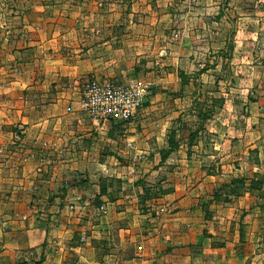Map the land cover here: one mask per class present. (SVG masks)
I'll return each instance as SVG.
<instances>
[{
  "label": "crops",
  "instance_id": "0c3cea01",
  "mask_svg": "<svg viewBox=\"0 0 264 264\" xmlns=\"http://www.w3.org/2000/svg\"><path fill=\"white\" fill-rule=\"evenodd\" d=\"M92 78L151 92L95 121ZM0 264H264V0H0Z\"/></svg>",
  "mask_w": 264,
  "mask_h": 264
},
{
  "label": "built area",
  "instance_id": "2783aa9c",
  "mask_svg": "<svg viewBox=\"0 0 264 264\" xmlns=\"http://www.w3.org/2000/svg\"><path fill=\"white\" fill-rule=\"evenodd\" d=\"M150 92V85L138 80L120 84L92 78L81 84L86 114L95 121L117 124L134 121Z\"/></svg>",
  "mask_w": 264,
  "mask_h": 264
},
{
  "label": "rangeland",
  "instance_id": "374dc122",
  "mask_svg": "<svg viewBox=\"0 0 264 264\" xmlns=\"http://www.w3.org/2000/svg\"><path fill=\"white\" fill-rule=\"evenodd\" d=\"M223 59L225 61V59H228V56L224 57ZM207 61L210 62V65H212L211 60L209 61L207 59ZM208 62L206 63V66H207ZM203 71L204 70L201 69L199 74H201ZM196 75H198V73ZM206 75L207 74H205L204 78L200 80L201 83H202L201 86H199L198 84L194 83L193 87H189L190 88V92H191V94H193V97H194V98H191V101H193V99L195 100V103L193 105L194 107H192V108H194V110L198 114H200L202 112H204L206 114L211 113V111H207L208 110L207 106H209L208 105L209 103H207L206 100L203 101L204 100L203 99L204 96L206 98L213 97L214 95L224 97V95L230 94V89H235V87H233L231 85V83H230V78H231V75H233V73L227 67L224 66V63H223V66L221 67L220 71H216L215 74L214 73H210L209 74L213 78L219 76V78H221L223 80L221 85L214 86L212 83H210L208 81ZM200 78H202V77L200 76ZM202 80H205L206 83L203 84ZM239 88L241 89V87H238V89ZM220 102H221V99L216 98V103L213 106L214 107H219ZM204 109H206V111ZM249 185H250V183H247V186H249ZM168 190H160L159 193H163V192L168 191ZM145 195H146V192H145ZM146 196H150V195H146ZM102 212L104 213L105 211H101V213ZM41 218H43V219H41V222H42V224L44 226H49L50 223H51V225L54 226V222L51 221V219H50V217L48 216L47 213L46 214L45 213L42 214V211H41Z\"/></svg>",
  "mask_w": 264,
  "mask_h": 264
},
{
  "label": "trees",
  "instance_id": "16d2710c",
  "mask_svg": "<svg viewBox=\"0 0 264 264\" xmlns=\"http://www.w3.org/2000/svg\"><path fill=\"white\" fill-rule=\"evenodd\" d=\"M193 137V135H191ZM175 143H174V136L171 133L169 136V149L164 150L162 152V160L164 161L175 149ZM225 188L230 190L231 195L234 197H240L242 196L247 190H253L256 189V186L250 182V185L247 186V179L246 178H239V179H234L230 184L225 185ZM170 190L165 191L161 194L168 193ZM150 191L146 192V195H149Z\"/></svg>",
  "mask_w": 264,
  "mask_h": 264
},
{
  "label": "water",
  "instance_id": "95a60500",
  "mask_svg": "<svg viewBox=\"0 0 264 264\" xmlns=\"http://www.w3.org/2000/svg\"><path fill=\"white\" fill-rule=\"evenodd\" d=\"M106 122H111V121H106Z\"/></svg>",
  "mask_w": 264,
  "mask_h": 264
}]
</instances>
